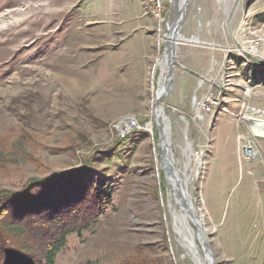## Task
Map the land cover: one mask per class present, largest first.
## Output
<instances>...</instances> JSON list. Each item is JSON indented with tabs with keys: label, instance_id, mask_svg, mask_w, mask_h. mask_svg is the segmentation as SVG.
Segmentation results:
<instances>
[{
	"label": "rangeland",
	"instance_id": "obj_1",
	"mask_svg": "<svg viewBox=\"0 0 264 264\" xmlns=\"http://www.w3.org/2000/svg\"><path fill=\"white\" fill-rule=\"evenodd\" d=\"M173 2L160 20L141 0H0V191L81 171L28 203L95 221L55 264H196L174 230L158 131L145 129ZM172 73L160 104L214 264H264V139L242 118L264 120V0H188Z\"/></svg>",
	"mask_w": 264,
	"mask_h": 264
},
{
	"label": "trees",
	"instance_id": "obj_2",
	"mask_svg": "<svg viewBox=\"0 0 264 264\" xmlns=\"http://www.w3.org/2000/svg\"><path fill=\"white\" fill-rule=\"evenodd\" d=\"M79 173L82 172H54L47 177L29 179L18 191H0V216L7 217L4 221L0 220V264H10L12 258L22 259L25 264L26 261L28 264H55L56 255L66 237L85 231L95 222L88 214L78 213L66 223L64 218L52 213L56 211L52 207L43 206V200L36 198L33 204L28 203L34 194H40L42 198V193L35 192L37 187L47 185L48 181L56 178H70ZM42 209L46 213H42ZM27 233L35 239L29 242ZM83 264L94 263L88 261Z\"/></svg>",
	"mask_w": 264,
	"mask_h": 264
},
{
	"label": "bare ground",
	"instance_id": "obj_3",
	"mask_svg": "<svg viewBox=\"0 0 264 264\" xmlns=\"http://www.w3.org/2000/svg\"><path fill=\"white\" fill-rule=\"evenodd\" d=\"M182 1L179 2V5H181ZM141 2L145 10L156 17L155 11H150V3L148 0H141ZM178 34L175 33L173 28H170L168 37L163 43L162 52L157 57L156 66L158 71L155 75L156 86H154L153 117L152 121L145 125V129L153 134V136L155 133L154 128L158 131L157 146L160 149L158 154L164 159V163L160 164V166L162 167L167 182L169 192L168 206L174 220V230L178 236V240L193 262L196 264H209L207 252L205 251L204 256L200 246V232L194 227V222L192 221V217L194 216L196 224L201 226L197 212L192 204L190 192H188V184L191 182L193 175L187 172L186 166L183 171L179 170L176 166L171 149L170 120L166 116L163 106L160 104L164 98L166 86L170 84L172 79L168 78L170 52L172 43L176 42L177 44ZM242 118L249 125L253 135L264 139V120L253 119L248 116ZM122 124L124 125V129H129L135 126V120L129 118L124 120ZM161 150H163V153H161ZM241 154L242 158L247 161V157H244V151ZM183 204H185V207ZM187 208L190 209L191 214Z\"/></svg>",
	"mask_w": 264,
	"mask_h": 264
},
{
	"label": "water",
	"instance_id": "obj_4",
	"mask_svg": "<svg viewBox=\"0 0 264 264\" xmlns=\"http://www.w3.org/2000/svg\"><path fill=\"white\" fill-rule=\"evenodd\" d=\"M181 0H174L173 2V8L176 7V16H175V19L173 21V23L171 24V28H173L175 30V33H179V30H180V24H181V21H182V18H183V15H184V11L186 9V5H187V1L188 0H183L181 5L178 6L179 2ZM175 51H176V42L172 43V46H171V52H170V65H169V68H168V78L171 79L173 78V73H172V67L175 65ZM172 80V79H171ZM171 82V81H170ZM171 89V86L170 84L168 86H166V89H165V94H164V98L168 95L169 91ZM250 128V127H249ZM251 130V129H250ZM252 132V131H251ZM253 134V133H252ZM255 136V135H253ZM256 137V136H255ZM258 138V137H257ZM160 139V137H159ZM161 153H163V150H161ZM161 158V157H160ZM164 163V159L163 157L161 158V164ZM183 206L185 207V204H183ZM188 209V208H187ZM190 209H188L189 211ZM187 211V210H186ZM189 213L191 214V212L189 211ZM192 221L194 222V226L195 228L200 232V235H201V242L200 244L203 246L204 248V251L207 252V255H208V258H209V264H214V260H213V254L212 252L210 251L208 245H207V242H206V233L205 231L203 230V227L202 226H198L196 224V221H195V218L194 216L192 217Z\"/></svg>",
	"mask_w": 264,
	"mask_h": 264
},
{
	"label": "built area",
	"instance_id": "obj_5",
	"mask_svg": "<svg viewBox=\"0 0 264 264\" xmlns=\"http://www.w3.org/2000/svg\"><path fill=\"white\" fill-rule=\"evenodd\" d=\"M150 3V11H155L157 19L161 20L162 13L164 12V5L166 0H148ZM244 157H247V162H250L257 158V150L255 148L254 142L250 139L242 138Z\"/></svg>",
	"mask_w": 264,
	"mask_h": 264
}]
</instances>
